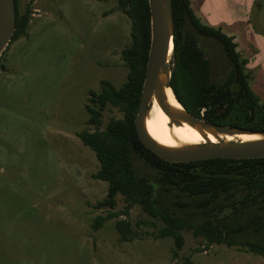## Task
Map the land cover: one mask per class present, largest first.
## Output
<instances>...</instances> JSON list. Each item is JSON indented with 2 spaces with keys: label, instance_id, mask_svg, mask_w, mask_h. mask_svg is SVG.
<instances>
[{
  "label": "rangeland",
  "instance_id": "obj_1",
  "mask_svg": "<svg viewBox=\"0 0 264 264\" xmlns=\"http://www.w3.org/2000/svg\"><path fill=\"white\" fill-rule=\"evenodd\" d=\"M17 6L30 10L26 34L0 55V264H264L261 255L208 243L189 230L173 257L172 237H157L162 223L148 224L138 205L124 213L118 194L112 208L97 206L107 182L93 177L99 162L76 132L91 128L89 91L101 79L116 87L126 79L121 50L130 43V19L116 0H17ZM249 17L243 22L258 51L248 47L255 61L244 70L264 104V0ZM201 40L212 79L220 81L229 65L215 41ZM101 113V128L122 116L110 105ZM133 159L140 175L152 172ZM107 212L116 214L93 229L95 216ZM117 220H127L136 237L121 241Z\"/></svg>",
  "mask_w": 264,
  "mask_h": 264
},
{
  "label": "trees",
  "instance_id": "obj_2",
  "mask_svg": "<svg viewBox=\"0 0 264 264\" xmlns=\"http://www.w3.org/2000/svg\"><path fill=\"white\" fill-rule=\"evenodd\" d=\"M117 9L130 19V43L121 50L128 69L125 81L114 86L101 79L97 91H89L85 127L76 132L99 162L93 177L107 182L105 198L97 206L112 208L122 196L125 207L138 205L152 220L162 225L157 237L170 236L172 256L183 244V230L208 243H223L264 257V157L212 158L189 162H167L139 141L134 125L145 63L150 25L147 0H116ZM15 3L12 42L26 34L30 10L20 12ZM174 23L170 84L179 102L193 115L215 124L264 130V104L249 87L246 59L240 57L233 38L220 28L202 23L189 0H171ZM218 44L229 65L220 81L212 79V62L201 39ZM9 43L2 51L7 49ZM1 53V54H2ZM116 107L121 117H111L101 128L102 110ZM141 158L152 172L140 175L133 155ZM158 185V187H156ZM116 213L95 216L92 228ZM121 241H130L127 220H117Z\"/></svg>",
  "mask_w": 264,
  "mask_h": 264
},
{
  "label": "water",
  "instance_id": "obj_3",
  "mask_svg": "<svg viewBox=\"0 0 264 264\" xmlns=\"http://www.w3.org/2000/svg\"><path fill=\"white\" fill-rule=\"evenodd\" d=\"M149 9L150 42L140 98L134 116L139 141L157 157L167 162H189L212 158H260L264 157V130L239 128L208 122L190 113L176 98L171 84V61L174 23L171 0H147ZM15 27L14 0H0V55L9 43ZM169 89L179 106L171 104L166 96ZM168 117L169 123L180 122L193 127L202 137L201 142L167 146L154 140L146 129V116L152 99ZM214 137V141L207 134ZM256 135L245 141L236 138L226 140L218 134Z\"/></svg>",
  "mask_w": 264,
  "mask_h": 264
},
{
  "label": "crops",
  "instance_id": "obj_4",
  "mask_svg": "<svg viewBox=\"0 0 264 264\" xmlns=\"http://www.w3.org/2000/svg\"><path fill=\"white\" fill-rule=\"evenodd\" d=\"M261 0H189L190 7L196 17L204 24L218 27L225 34L231 36L236 43V50L240 57L246 59V69L252 66L250 55L252 53L248 47L254 48V38L247 30L244 20H250L249 15L255 11ZM240 22L242 24H240ZM249 24V23H248ZM250 32L251 29H250ZM257 37V36H256ZM253 42V43H252ZM257 54V52H256ZM249 72V70H248ZM247 72V73H248ZM252 84L255 83L252 81ZM255 86L259 87L258 84Z\"/></svg>",
  "mask_w": 264,
  "mask_h": 264
},
{
  "label": "bare ground",
  "instance_id": "obj_5",
  "mask_svg": "<svg viewBox=\"0 0 264 264\" xmlns=\"http://www.w3.org/2000/svg\"><path fill=\"white\" fill-rule=\"evenodd\" d=\"M166 96L171 104L179 106L169 89L166 90ZM145 124L148 134L163 145L176 146L180 144H193L203 140L199 133L188 124L180 122L169 123L167 115L158 105L155 98L152 99ZM218 135L226 140L236 138L241 141L259 137L246 134L237 135L236 137L223 133H219ZM207 137L214 141V137L211 134L208 133Z\"/></svg>",
  "mask_w": 264,
  "mask_h": 264
}]
</instances>
